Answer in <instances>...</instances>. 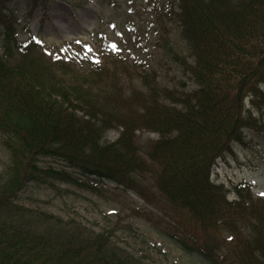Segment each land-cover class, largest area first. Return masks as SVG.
Masks as SVG:
<instances>
[{"label": "trees", "instance_id": "trees-1", "mask_svg": "<svg viewBox=\"0 0 264 264\" xmlns=\"http://www.w3.org/2000/svg\"><path fill=\"white\" fill-rule=\"evenodd\" d=\"M9 1L0 0V144L10 156L0 173V264H146L104 232L15 202L30 184L92 190L108 179L140 190L145 172L203 228L240 225L231 232L236 263L210 245L188 247L206 264H264V199L228 202L209 178L245 126L264 130L243 114L246 98L264 112V0H148L128 33L146 28L161 59L89 62L80 76L34 39H15ZM136 131L157 135L147 152Z\"/></svg>", "mask_w": 264, "mask_h": 264}, {"label": "rangeland", "instance_id": "rangeland-1", "mask_svg": "<svg viewBox=\"0 0 264 264\" xmlns=\"http://www.w3.org/2000/svg\"><path fill=\"white\" fill-rule=\"evenodd\" d=\"M146 1L11 0L6 7L11 14L15 39L17 34L20 41L33 34L51 54L67 53L78 61L83 53L97 62L103 60L104 65H111L119 58L109 57L110 47L116 44L119 51V36L125 43L124 34L127 38L133 36L129 40L130 59L145 65L148 61L161 59L160 51L151 46L153 37H147L146 28H143L145 33L138 35L126 34V27L135 20L139 25V17L130 16V10ZM2 45L0 26V49ZM41 51L37 49L36 53ZM128 62L132 63V60ZM66 69L70 75L80 76L88 67L87 64H72ZM247 112H252L256 120L264 124V112H257L248 101L243 114ZM245 127L248 129L243 130V138L233 141L231 150L212 165L210 178L215 183H223L229 200H250L256 204V200L264 198V130ZM117 133L109 131L106 139H114ZM136 134L140 136L144 152L157 137L155 133L143 131ZM8 162L9 156L0 144V173ZM44 164L64 167L62 163H53L49 159ZM137 180L140 190H126L107 179L97 181L96 190L60 183L54 187L30 184L18 193L15 202L65 219H75L86 228L104 232L114 245L148 264H206L199 254L188 248H200L205 244L215 247L220 257L236 263L235 251L238 249L234 248L236 237L231 232L239 228V224L225 220L220 227H213L214 230L203 228L189 210L175 206L160 190L152 173L145 172ZM235 183H241V193Z\"/></svg>", "mask_w": 264, "mask_h": 264}, {"label": "snow or ice", "instance_id": "snow-or-ice-1", "mask_svg": "<svg viewBox=\"0 0 264 264\" xmlns=\"http://www.w3.org/2000/svg\"><path fill=\"white\" fill-rule=\"evenodd\" d=\"M112 50H113V51L116 50V49H115V45L112 46ZM88 51H90V49H89Z\"/></svg>", "mask_w": 264, "mask_h": 264}]
</instances>
